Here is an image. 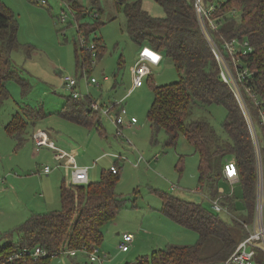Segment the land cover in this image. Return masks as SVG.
<instances>
[{
  "label": "rangeland",
  "instance_id": "1",
  "mask_svg": "<svg viewBox=\"0 0 264 264\" xmlns=\"http://www.w3.org/2000/svg\"><path fill=\"white\" fill-rule=\"evenodd\" d=\"M79 1L82 9L91 10L82 18L75 16V11L71 12L65 0H48L46 4L37 0H1L18 21V39L23 47L14 50L11 59L29 86L22 93L21 84L9 79L10 94L0 101V175L11 171L16 176L12 177L15 182L6 178V184H0V243L10 240L11 236L16 239V228L31 214L60 209V184L63 178L67 183L71 181V170L67 168L55 169L49 175L41 173L46 163L56 165L66 156L58 153L54 157L49 148L41 149L38 154L30 137L19 147L6 130L13 115L24 114L26 105H33L42 107L46 116L32 121V125L61 131L68 145L60 141L57 146L90 164L89 180L94 181L97 177L99 180L101 170L108 169L113 163L119 166L116 191L128 200L116 217L103 227L104 236L96 248L99 255L105 256V264L135 261L137 257L150 255L169 244H195L198 240L196 231L177 224L161 212V194L172 192L184 199L202 202L208 211L216 213L202 193L194 191L199 186V156L183 135L176 145H171L167 143L165 130L161 129L152 140L147 117L153 101V85L179 80L178 71L174 64L167 63L170 62L168 58H163L159 65L151 64L154 67L152 74L144 78L143 85L134 87V66L140 48L126 32L124 6L115 0H98L102 11L97 19L93 13L98 6L92 0ZM143 6L154 16L164 15V9L154 0H143ZM62 8L68 12L64 21L61 19ZM77 22L83 24L84 33H81L86 39L85 46L96 45L95 54L86 50L87 61L81 56L79 63L75 57V47L81 41ZM95 25L98 28L93 31ZM100 42H104V49H99ZM27 47L31 49L30 54L25 51ZM98 52L102 55L98 56ZM83 64L86 75L97 78L98 85L87 84L82 74ZM65 75L78 79V91L83 97L88 96L104 107L123 100L127 117L135 116L139 121L133 128H124V135L132 140L134 148L116 136V125L107 115L100 113L106 129L104 134L95 127L92 133L85 131L59 115L71 95V90L63 83ZM226 113L223 105L213 104L205 111L197 110L195 116L210 120L220 137L225 138ZM71 138L75 147L69 146ZM79 138L82 141L77 148ZM140 154L148 161L137 166L135 161ZM155 154H159L156 159ZM235 188L238 212L244 213L242 185L237 183ZM230 189L227 180L220 181L219 190L223 194H228ZM123 233L133 237L127 251L119 248ZM89 255L88 251H77L75 255L64 253L53 256L50 264H96Z\"/></svg>",
  "mask_w": 264,
  "mask_h": 264
},
{
  "label": "trees",
  "instance_id": "2",
  "mask_svg": "<svg viewBox=\"0 0 264 264\" xmlns=\"http://www.w3.org/2000/svg\"><path fill=\"white\" fill-rule=\"evenodd\" d=\"M68 1L79 18L91 11L86 7L82 9L79 0ZM115 1L124 6L126 32L140 51L149 46L160 52L162 59L173 61L179 74V80L175 82L152 87L153 101L147 114L152 140L161 129L165 130L167 143L171 145H176L183 135L200 159L199 185L212 196L218 193L219 183L224 179L225 162L235 159L244 203V213H240L236 192L223 196L222 201L235 214V217L225 215L226 218L224 214L208 211L202 202L184 199L172 192L162 193L161 212L177 224L196 231L197 242L169 244L124 264H221L247 235L242 221H252L257 200L256 153L245 115L234 91L221 78L218 59L199 25L194 0H154L164 9L163 16L150 14L144 8L143 0ZM203 1L221 2L222 7L213 12L220 23V31L229 39H246L252 47L246 54L239 51L237 55L239 65L249 70V75L242 82L245 96L259 129L264 130L261 120V113L264 114V0ZM92 3L98 6L100 16L102 8L98 0H92ZM82 26L79 24L80 39ZM97 28L95 25L92 30ZM216 35L222 43L217 32ZM81 41L75 47L77 63L81 56L86 62L88 56V49ZM99 46V49H104V42ZM21 47L14 12L0 0V101L10 94L7 88L9 79L21 84L22 93L28 89V82L21 77L11 59L12 52ZM25 51L30 54L31 49L27 47ZM100 55L102 52H98ZM246 87H250L256 99L246 92ZM91 101L88 96L74 98L70 95L59 115L94 126L88 114L96 117L100 116V111L92 109ZM213 104H221L227 110L223 123L225 138L220 137L210 120L195 116L197 110L205 111ZM44 116L46 113L42 107L26 105L24 114L13 115L5 128L20 147L27 139L30 121ZM119 174L120 171L113 173L109 167L102 169L99 180L87 184H71L62 180L61 208L33 213L20 224L15 230L18 234L16 239L11 236L10 240L0 243V264H50L53 256L97 246L103 239L105 223L113 220L128 200L127 196L116 191ZM36 245L46 249L47 254L38 258L10 259L19 248ZM252 264H264V253H258Z\"/></svg>",
  "mask_w": 264,
  "mask_h": 264
},
{
  "label": "built area",
  "instance_id": "3",
  "mask_svg": "<svg viewBox=\"0 0 264 264\" xmlns=\"http://www.w3.org/2000/svg\"><path fill=\"white\" fill-rule=\"evenodd\" d=\"M36 1V0H35ZM41 4H46L48 0H37ZM66 5L73 12V8L68 0ZM194 5L196 9L197 19L203 34L209 41L220 65L221 78L231 87L234 91L242 111L247 120L248 126L250 128L251 136L254 143L255 153H256V164H257V200L255 204V212L251 222L242 221L244 229L247 235L240 240L234 252L221 264H252L254 258L258 253H264V130H260L257 124L256 117L253 115L247 98L245 96V91L242 87V82L247 75H249V70L246 67H241L239 65L240 58L237 52L241 51L246 54L252 50L248 40H241L239 38H226V36L220 31V23L217 18L213 16V12L219 7H222V3L217 1L215 3H205L203 0H194ZM88 15V14H87ZM93 15L98 18L99 12L95 11ZM68 12L62 8L61 19L64 21L67 19ZM76 16V15H75ZM79 23L77 22V31H79ZM219 34L221 42L216 35ZM82 42L85 43L84 38L81 37ZM86 47V46H85ZM146 47V46H145ZM149 47V46H148ZM87 48V47H86ZM151 48V47H150ZM88 50H92V54H95L96 45L92 43ZM153 49V48H151ZM144 48L139 52V57L134 66V77L135 83L134 87L142 86L144 83V78L152 74L151 64H159L162 61V54L157 60L149 58L144 55ZM154 50V49H153ZM93 61V60H92ZM85 64L82 67V74L86 77L87 84H99V81L95 77H88L86 75ZM108 79L107 76H105ZM63 83L67 88L71 90V96L74 98L82 97V94L78 91L79 82L78 79L73 76L65 75L63 77ZM246 92L251 93L252 98L255 95L251 92L250 87H246ZM256 99V98H255ZM257 101V100H256ZM258 103V102H257ZM91 107L93 110L100 111L101 114L107 115L112 118L116 125V136L123 139L130 147L134 148V144L129 137L124 135V128L129 124H135L138 119L135 116L130 117V121L126 120L127 111L123 105V100L116 102L111 106L104 107L100 105L97 101H91ZM261 120L264 125V114L261 113ZM128 125V126H129ZM33 138L38 147L44 145L54 149L57 152H62L54 139H52L46 130L40 129L33 133ZM64 153V152H63ZM68 156V163L71 170V184H87L89 182L88 171L89 168L84 165H80L76 162L74 156L70 153L65 152ZM159 154H155L154 158H158ZM143 161H148L143 154L137 156L135 165L139 166ZM67 165V164H66ZM62 164H58L56 167H60ZM55 166L51 164H45L41 168V173L50 174ZM113 173L119 172V167L112 165L110 167ZM223 178L227 180L230 184V192L228 194H223L218 187V194L212 196L207 191H205L202 186L195 188V192H201L202 195L207 199L215 212L221 213L228 216H234L235 214L231 211L229 205L222 201L223 196H230L236 192L235 185L239 183V170L235 159L227 160L223 168ZM0 183H6V176L0 175ZM175 187V185H173ZM235 217V216H234ZM133 237L129 233H123L121 240L119 242V248L122 251L129 250V243L132 241ZM90 253L89 257L92 262L96 264H105V256L99 255V250L96 247L92 249L83 250ZM71 255L76 254V250L69 251ZM47 254V250L40 245L34 247H23L14 251L10 256V259L19 257H32L38 258Z\"/></svg>",
  "mask_w": 264,
  "mask_h": 264
},
{
  "label": "crops",
  "instance_id": "4",
  "mask_svg": "<svg viewBox=\"0 0 264 264\" xmlns=\"http://www.w3.org/2000/svg\"><path fill=\"white\" fill-rule=\"evenodd\" d=\"M170 62H167V63H172L173 64V61L171 60V59H168ZM160 63H161V61H160ZM159 63V64H160ZM159 64H155L154 66H157V65H159ZM152 68H154V67H152ZM106 76V75H105ZM108 77V76H107ZM63 108V107H62ZM61 116V115H60ZM62 117V116H61ZM63 118V117H62ZM41 119V118H40ZM65 119V118H64ZM88 119H90V120H93L94 121V123H95V125L94 126H92V125H84V124H80V123H78V122H74V121H71V120H68V119H65L66 121H69V122H71V123H74V124H76V125H78V126H80L82 129H84L85 131H89V132H91L92 133V131H93V128L95 127L99 132H100V134H104V133H106V129L104 128V126H103V124H102V122H101V120H100V116H96V117H94V115H92V114H88ZM36 120H39V119H33V120H31L30 121V124H29V127H31V126H33L32 127V129L31 130H29V127H28V133H27V137H30L31 139H32V141H33V143H34V145H35V147H36V151L38 152V151H40L41 149H48V150H50V151H52V154H53V156L55 157L56 156V154H58V153H61V154H63L64 156H66L65 157V159L64 160H58L57 161V163H55L56 165H53V166H55V168L53 169V171L55 170V169H64V168H67V169H70V165H69V163H68V156H67V154H65V152H69V151H66L65 149H63V150H60V151H62V152H57V151H55L54 149H52V148H50V147H48V146H46V145H44V146H42V147H38L37 145H36V143H35V141H34V138H33V133L36 131V130H40V129H43V130H45L44 128H41V127H39V126H37V127H35V124H34V122H33V124L34 125H32V121H36ZM126 120L129 122L130 121V118H126ZM139 122V121H138ZM138 122L136 123V124H128L126 127H131V128H133V127H135V126H137V124H138ZM97 126L98 127H100V129H98L97 128ZM35 127V128H34ZM47 131V133L49 134V136L52 138V139H54L55 140V142H56V144H58V143H60V141L64 144L65 142H64V140H66V139H64V134L61 132V131H58V130H54V131H52V130H46ZM133 139V138H132ZM27 140V139H26ZM26 140L24 141V143L26 142ZM72 138L71 139H69V141L68 142H70V144L71 145H69V146H71V147H75L74 145H73V143H72ZM67 141V140H66ZM82 141V139H80L79 138V141H77L76 140V143L77 142H79V143H77V148H79L80 146H79V144H80V142ZM23 143V144H24ZM22 144V145H23ZM65 144H67V143H65ZM21 145V146H22ZM68 145V144H67ZM20 146V147H21ZM83 148H84V146H83ZM132 148V147H131ZM41 152V151H40ZM40 152H38V154L40 153ZM64 152V153H63ZM70 154H72L71 152H70ZM73 156H74V158H75V160H76V162L78 163V164H80V165H84V166H87L88 168H89V172H90V164L89 163H87L86 161H84V160H82V159H79V157H77L76 155H74V154H72ZM66 159H67V161H66ZM62 161V162H61ZM46 164H49V163H46ZM58 164H62V166H60V167H56ZM67 164V165H66ZM87 164H89V165H87ZM117 163H113V164H111L110 165V167L112 166V165H116ZM117 166V165H116ZM102 171V170H101ZM6 173H9L10 175L8 176ZM6 173H5V176H6V178L7 179H10L12 182H15V179L14 178H12V177H16V176H14L12 173H11V171H6ZM47 175H49V174H47ZM100 175H101V173H100ZM10 176H11V178H10ZM62 180H65L64 178L62 179ZM98 180V177L96 178V180H94V181H97ZM94 181H91V180H89V182H94ZM7 182H8V180H7ZM1 185H4V184H6V183H4V184H2V183H0ZM61 185V184H60ZM60 188V187H59ZM45 202H47V201H45ZM44 212H46V211H44ZM132 241H133V239H132ZM95 247H97V246H95Z\"/></svg>",
  "mask_w": 264,
  "mask_h": 264
},
{
  "label": "water",
  "instance_id": "5",
  "mask_svg": "<svg viewBox=\"0 0 264 264\" xmlns=\"http://www.w3.org/2000/svg\"><path fill=\"white\" fill-rule=\"evenodd\" d=\"M144 55L152 58V59H159L160 53L156 52L155 50L151 49L150 47L146 46L144 47Z\"/></svg>",
  "mask_w": 264,
  "mask_h": 264
}]
</instances>
